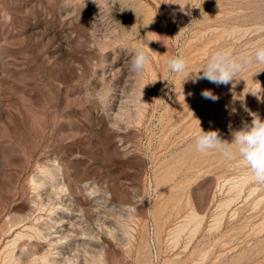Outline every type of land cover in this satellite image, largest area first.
<instances>
[{
	"label": "rangeland",
	"instance_id": "1",
	"mask_svg": "<svg viewBox=\"0 0 264 264\" xmlns=\"http://www.w3.org/2000/svg\"><path fill=\"white\" fill-rule=\"evenodd\" d=\"M257 47L264 0H0V264H264V183L195 146L264 120V64L193 82Z\"/></svg>",
	"mask_w": 264,
	"mask_h": 264
},
{
	"label": "clouds",
	"instance_id": "2",
	"mask_svg": "<svg viewBox=\"0 0 264 264\" xmlns=\"http://www.w3.org/2000/svg\"><path fill=\"white\" fill-rule=\"evenodd\" d=\"M150 62L148 53L140 47L131 59L130 71L136 75H143ZM254 62L264 64V47H257L254 56L247 52L234 55L228 49L218 50L210 56L206 66L194 75L193 82L207 79L217 86L228 85L236 80L246 66ZM168 66L172 73L178 74L185 71L187 64L181 55L170 59ZM201 95L214 102L218 99L210 90H204ZM232 137V141L228 142L221 138L218 131L206 132L200 128L195 137L196 150L201 153L218 150L228 160L239 157L252 177L257 182L264 183V120L254 115L251 124H245L240 130L234 131Z\"/></svg>",
	"mask_w": 264,
	"mask_h": 264
},
{
	"label": "bare ground",
	"instance_id": "3",
	"mask_svg": "<svg viewBox=\"0 0 264 264\" xmlns=\"http://www.w3.org/2000/svg\"><path fill=\"white\" fill-rule=\"evenodd\" d=\"M64 221V220H63ZM59 232V231H58ZM60 232H62L61 230H60Z\"/></svg>",
	"mask_w": 264,
	"mask_h": 264
}]
</instances>
